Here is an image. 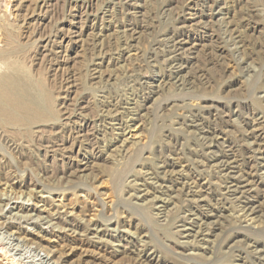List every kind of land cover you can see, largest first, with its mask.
Wrapping results in <instances>:
<instances>
[{"label": "rangeland", "instance_id": "1", "mask_svg": "<svg viewBox=\"0 0 264 264\" xmlns=\"http://www.w3.org/2000/svg\"><path fill=\"white\" fill-rule=\"evenodd\" d=\"M6 31L57 121L0 135V264H264V0H0Z\"/></svg>", "mask_w": 264, "mask_h": 264}, {"label": "bare ground", "instance_id": "2", "mask_svg": "<svg viewBox=\"0 0 264 264\" xmlns=\"http://www.w3.org/2000/svg\"><path fill=\"white\" fill-rule=\"evenodd\" d=\"M2 8H3V6H2ZM4 8L7 9V6H5ZM3 28H4V26H3ZM7 32L8 31H6V35L4 36L5 38L2 40L1 46H0V68H1V64L5 65V68H4L5 71L4 72H0V135L1 134L2 135L7 134V135L11 136V135H14V133L16 131H18V130L19 131L20 130H22V131H27L28 130L29 131L32 128H35V127H38V126H41V125H43V126L44 125H51L54 121H57V117H55V115H54L55 111L53 109H55V107L51 108L52 107L51 103L53 101V98L48 93H47V97L45 98V95H46L45 93L46 92L42 93V92H39L37 89H35V88H37V87H35L36 86L35 85L36 82L35 83L32 82V80L28 76L30 74H28V72H27L28 70L26 69V67H25V69L27 71H25V69L22 67L23 65L21 66L18 63H17V65L14 63L15 64L14 66H10L8 64V62L11 60L10 58L13 55H16V56L18 55V53L21 50V47H20V45L17 46V47H14V45L16 43V40L14 39L15 36L12 37L9 34L10 32L9 33H7ZM11 33H13V32H11ZM2 37H3V33H2ZM22 49H24V48H22ZM13 61H12L11 64H13ZM19 62H22V60L19 61ZM36 81H37V79H36ZM38 84H40V80H39ZM42 87H43V85H42ZM44 89H45V87H44ZM50 91H51V89H50ZM53 104H54V102H53ZM56 114H57V112H56ZM55 118H56V120H55ZM58 120H60V119L58 118ZM0 147H1V140H0ZM118 174H120V173H118ZM112 182L114 184V181H112ZM18 228L19 227H17V230L15 232L20 234V229H18ZM12 231L14 232V230H12ZM164 231H165V229H164ZM15 232H14V234H15ZM17 233H16V235H17ZM14 234H12V235H14ZM38 244H40V243L38 242ZM71 249H72V246H71ZM54 250H52L50 252V254H48V253L46 254V256L49 259L54 257V259H53L54 261L53 262L57 261V262L61 263L62 260L67 256V254H69L68 250H67L68 253H65L64 251L62 252L61 250H60V252L57 253V251H54ZM0 252L2 253L3 250L0 249ZM80 256H81V254H80ZM80 259L81 258H79V260ZM8 261L14 262V259L10 258ZM17 263L20 264L19 262H17ZM14 264H15V262H14Z\"/></svg>", "mask_w": 264, "mask_h": 264}]
</instances>
